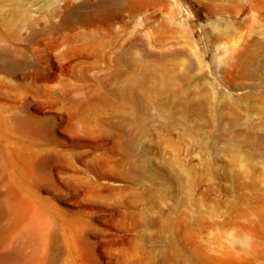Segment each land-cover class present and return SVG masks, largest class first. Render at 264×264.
Instances as JSON below:
<instances>
[{
  "label": "rangeland",
  "instance_id": "1",
  "mask_svg": "<svg viewBox=\"0 0 264 264\" xmlns=\"http://www.w3.org/2000/svg\"><path fill=\"white\" fill-rule=\"evenodd\" d=\"M101 1L0 0V264H264V0Z\"/></svg>",
  "mask_w": 264,
  "mask_h": 264
},
{
  "label": "bare ground",
  "instance_id": "2",
  "mask_svg": "<svg viewBox=\"0 0 264 264\" xmlns=\"http://www.w3.org/2000/svg\"><path fill=\"white\" fill-rule=\"evenodd\" d=\"M109 1L110 0H102L100 3H98V9L90 15H84L82 17V20L87 24L93 23L99 17L100 12L104 11V9L107 7V4L109 3ZM68 18H70V17H68ZM68 18H66V22H68V20H69ZM254 43H255V45H254ZM254 43L248 44L246 49H244L241 53H239L236 56L237 61H234V58L231 60V61H233V63H231V65H230L232 70H233V71H231V73L236 74L237 79L239 78V79L243 80V79H247L250 77H254L257 79L259 78V79L264 81V51H263L264 49H263V44L259 41H254ZM253 45H254V47H257L256 50L252 49ZM228 82L232 86L238 87V84L235 83L234 79L228 80ZM256 104H258V103H256ZM251 110H252V112L259 113L261 111V108L256 106V105H251ZM183 112H184L185 119H188L189 116L191 117L194 114V108L191 106H185ZM263 141H264V139L261 138V141L259 142V144L264 145ZM6 206H7L6 202H4L2 199H0V213H3L5 211Z\"/></svg>",
  "mask_w": 264,
  "mask_h": 264
}]
</instances>
